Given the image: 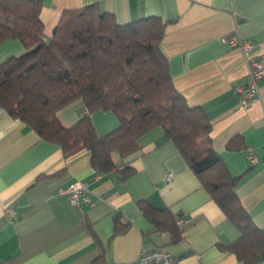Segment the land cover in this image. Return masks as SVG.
I'll return each instance as SVG.
<instances>
[{"label":"crops","instance_id":"crops-1","mask_svg":"<svg viewBox=\"0 0 264 264\" xmlns=\"http://www.w3.org/2000/svg\"><path fill=\"white\" fill-rule=\"evenodd\" d=\"M40 1L46 36L62 11L92 4L118 24L160 19V49L172 84L187 105L206 114L211 125L207 141L230 175L240 176L236 195L264 236V78L259 101L239 108L235 86L247 73L246 53L226 44L230 35L238 36L251 45L250 55L264 63V0ZM23 51L19 41L6 40L0 44V62ZM82 109L79 101L61 109L60 124H74ZM90 119L97 136L119 123L111 110L98 109ZM137 144L124 157L111 153L114 163L129 165L132 172L124 177L114 170L100 172L89 152L66 158L58 144L40 139L0 108V264H117L135 259L142 247L160 248L179 264H242L222 248L239 236L238 229L163 129H151ZM250 151L253 163L247 158ZM168 172L169 183L164 181ZM75 183L88 188L92 204H72L59 194ZM140 200L168 209L176 221L184 219L181 237L172 240L170 231L153 229ZM7 208L16 212L13 221Z\"/></svg>","mask_w":264,"mask_h":264},{"label":"trees","instance_id":"trees-1","mask_svg":"<svg viewBox=\"0 0 264 264\" xmlns=\"http://www.w3.org/2000/svg\"><path fill=\"white\" fill-rule=\"evenodd\" d=\"M40 0H0V44L17 40L18 56L0 62V108L33 129L40 139L58 144L64 156L89 152L100 172L123 177L129 165L113 162L111 153L124 157L139 147L137 139L161 127L182 159L210 194L214 203L239 231L222 248L242 264L264 261V236L252 224L235 192L240 176H232L207 141L210 122L199 106H189L178 93L160 49L164 24L151 16L118 24L95 4L64 10L50 35L40 18ZM82 102L77 121L65 127L57 113ZM111 110L118 126L97 136L90 114ZM229 147L231 142H229ZM130 168V170H129ZM153 229L181 237L168 209L138 203ZM119 216L114 222H120Z\"/></svg>","mask_w":264,"mask_h":264},{"label":"built area","instance_id":"built-area-1","mask_svg":"<svg viewBox=\"0 0 264 264\" xmlns=\"http://www.w3.org/2000/svg\"><path fill=\"white\" fill-rule=\"evenodd\" d=\"M226 44L229 48L239 47L246 53L247 73L243 80L235 86V92L238 95V107L243 109L250 104L259 101V82L264 78V63L257 57L250 55L251 45L245 40H241L238 36L230 35L226 38ZM83 113H87L83 109ZM248 161L253 163L255 158L252 152H248ZM172 174L168 172L164 176L165 182H171ZM59 194H65L72 204H92L91 194L88 188L81 183L60 189ZM7 215L10 221L15 218V210L7 208ZM184 219L179 218L176 221L178 226H181ZM117 264H179L168 252L160 248L142 247L138 256L130 261L119 262Z\"/></svg>","mask_w":264,"mask_h":264},{"label":"rangeland","instance_id":"rangeland-1","mask_svg":"<svg viewBox=\"0 0 264 264\" xmlns=\"http://www.w3.org/2000/svg\"><path fill=\"white\" fill-rule=\"evenodd\" d=\"M86 114V113H85Z\"/></svg>","mask_w":264,"mask_h":264}]
</instances>
